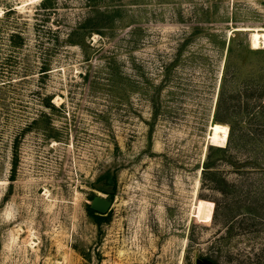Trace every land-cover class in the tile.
I'll list each match as a JSON object with an SVG mask.
<instances>
[{
	"label": "rangeland",
	"instance_id": "rangeland-1",
	"mask_svg": "<svg viewBox=\"0 0 264 264\" xmlns=\"http://www.w3.org/2000/svg\"><path fill=\"white\" fill-rule=\"evenodd\" d=\"M0 264H264V0H0Z\"/></svg>",
	"mask_w": 264,
	"mask_h": 264
},
{
	"label": "water",
	"instance_id": "water-1",
	"mask_svg": "<svg viewBox=\"0 0 264 264\" xmlns=\"http://www.w3.org/2000/svg\"><path fill=\"white\" fill-rule=\"evenodd\" d=\"M97 187L107 193H111L113 190L102 185H97ZM112 206V202L100 195L95 196L91 202V208L98 214H106Z\"/></svg>",
	"mask_w": 264,
	"mask_h": 264
},
{
	"label": "trees",
	"instance_id": "trees-1",
	"mask_svg": "<svg viewBox=\"0 0 264 264\" xmlns=\"http://www.w3.org/2000/svg\"><path fill=\"white\" fill-rule=\"evenodd\" d=\"M215 115H216V113H215ZM206 156H207V155H206ZM206 164H207V163H206ZM207 165H208V164H207ZM207 165H206V167H207ZM89 211H90L91 214H94L95 218H96L98 221L103 220V216L97 215V212L94 211L91 207L89 208Z\"/></svg>",
	"mask_w": 264,
	"mask_h": 264
},
{
	"label": "bare ground",
	"instance_id": "bare-ground-1",
	"mask_svg": "<svg viewBox=\"0 0 264 264\" xmlns=\"http://www.w3.org/2000/svg\"><path fill=\"white\" fill-rule=\"evenodd\" d=\"M209 142H207V145H206V148H205V154L207 153V151H208V148H209ZM206 156V155H205Z\"/></svg>",
	"mask_w": 264,
	"mask_h": 264
}]
</instances>
